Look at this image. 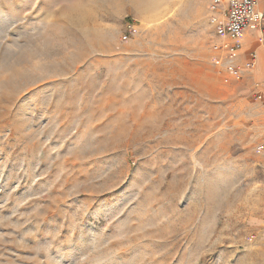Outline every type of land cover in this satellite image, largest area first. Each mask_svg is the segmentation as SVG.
Listing matches in <instances>:
<instances>
[{"label": "rangeland", "instance_id": "rangeland-1", "mask_svg": "<svg viewBox=\"0 0 264 264\" xmlns=\"http://www.w3.org/2000/svg\"><path fill=\"white\" fill-rule=\"evenodd\" d=\"M209 4L0 0V264H261Z\"/></svg>", "mask_w": 264, "mask_h": 264}, {"label": "crops", "instance_id": "crops-1", "mask_svg": "<svg viewBox=\"0 0 264 264\" xmlns=\"http://www.w3.org/2000/svg\"><path fill=\"white\" fill-rule=\"evenodd\" d=\"M258 9L264 12V0L258 1ZM217 36V35H216ZM264 28L247 29L240 37L241 48L237 51L234 58L228 62L242 69L240 78L231 77L232 85L239 96L250 103V114L252 119H258L259 142L256 147L249 148L248 154L251 170L255 176H258L257 186L254 193L258 196L257 205L252 206L250 210L251 225L254 226L255 236L257 237L261 264H264ZM218 43L217 56L224 55V49L221 48L223 39L215 37ZM215 57V58H216ZM214 58V59H215ZM253 61V66L247 64ZM226 75V70L222 66ZM261 146V149H257ZM257 178V177H255Z\"/></svg>", "mask_w": 264, "mask_h": 264}, {"label": "built area", "instance_id": "built-area-1", "mask_svg": "<svg viewBox=\"0 0 264 264\" xmlns=\"http://www.w3.org/2000/svg\"><path fill=\"white\" fill-rule=\"evenodd\" d=\"M258 1L210 0L209 8L212 12L210 22L215 28V34L223 39L220 46L224 49V55L217 56L214 62L224 66L226 81L231 77L240 78L242 75V69L228 61L234 58L241 48L240 37L244 31L264 28V12L258 9ZM127 39L128 35H124L123 40ZM247 66L252 67L253 61ZM257 149H261V146Z\"/></svg>", "mask_w": 264, "mask_h": 264}, {"label": "bare ground", "instance_id": "bare-ground-1", "mask_svg": "<svg viewBox=\"0 0 264 264\" xmlns=\"http://www.w3.org/2000/svg\"><path fill=\"white\" fill-rule=\"evenodd\" d=\"M201 8V7H200Z\"/></svg>", "mask_w": 264, "mask_h": 264}]
</instances>
